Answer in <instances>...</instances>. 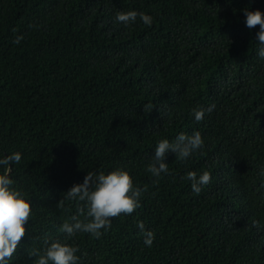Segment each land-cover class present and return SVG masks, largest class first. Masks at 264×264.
Masks as SVG:
<instances>
[{
	"label": "trees",
	"instance_id": "trees-1",
	"mask_svg": "<svg viewBox=\"0 0 264 264\" xmlns=\"http://www.w3.org/2000/svg\"><path fill=\"white\" fill-rule=\"evenodd\" d=\"M244 7L264 0H0V155L21 154L0 172L31 202L8 264H34L53 240L78 264H264V60ZM129 9L152 24L115 21ZM194 130L202 147L169 151L152 177L156 143ZM116 167L143 188L140 206L100 237L67 236L62 222L85 216L65 192ZM188 170L211 175L198 194Z\"/></svg>",
	"mask_w": 264,
	"mask_h": 264
},
{
	"label": "clouds",
	"instance_id": "clouds-1",
	"mask_svg": "<svg viewBox=\"0 0 264 264\" xmlns=\"http://www.w3.org/2000/svg\"><path fill=\"white\" fill-rule=\"evenodd\" d=\"M245 26L252 29L259 25L254 40L257 42L256 54L264 60V11L259 8L244 7ZM137 17L145 25H151V14L144 11L129 9L117 11L114 14L115 21L127 26L135 22ZM20 36L15 37L13 43H18ZM214 105L207 107L198 106L191 109L194 119L200 121L205 112H211ZM204 140L199 131L191 134L180 132L173 141L167 138L160 139L154 148V153L147 164V171L154 178L168 172L166 154L171 151L178 159L189 157L197 149L202 147ZM21 159L19 152H11L0 155V168L6 169ZM259 174L264 176V166L259 169ZM185 177L190 182V188L194 193H200L202 187L209 183L211 175L204 170L197 173L188 170ZM13 179L6 171L0 172V264H8L7 258L21 241L25 233V224L29 220L31 202L22 193L13 188ZM143 188L133 184V177L129 171L122 167L113 168L110 171L97 173L87 172L83 181L74 183L65 193L67 198L84 202V220L77 219L75 215L71 221L65 220L60 225V230L72 236L76 232L90 233L94 237L108 231L111 218L121 213L130 214L140 206V195ZM255 224L256 221H253ZM137 227L143 232V244L151 246L154 233L151 229H145L142 221H137ZM77 247L67 242L53 240L43 249L42 254H36L34 264H78L80 257L77 255ZM35 254V253H34Z\"/></svg>",
	"mask_w": 264,
	"mask_h": 264
}]
</instances>
